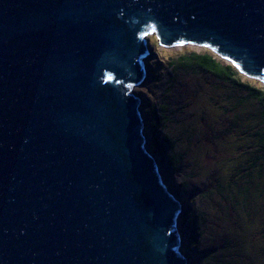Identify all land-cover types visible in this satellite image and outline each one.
<instances>
[{
  "label": "water",
  "instance_id": "obj_1",
  "mask_svg": "<svg viewBox=\"0 0 264 264\" xmlns=\"http://www.w3.org/2000/svg\"><path fill=\"white\" fill-rule=\"evenodd\" d=\"M264 86V0H0V264H186L145 145L148 33Z\"/></svg>",
  "mask_w": 264,
  "mask_h": 264
},
{
  "label": "rangeland",
  "instance_id": "obj_2",
  "mask_svg": "<svg viewBox=\"0 0 264 264\" xmlns=\"http://www.w3.org/2000/svg\"><path fill=\"white\" fill-rule=\"evenodd\" d=\"M145 37L151 51L142 58L144 78L130 86L144 115L145 145L158 161L162 183L181 203L176 221L186 264H264L260 107L245 92L207 73L172 66L188 51L211 52L231 63L210 45L178 41L165 46L155 32ZM242 75L263 86L258 77ZM153 104L157 119L148 112ZM151 129L163 153L156 149ZM256 130L260 133L253 136ZM191 211L198 212L201 232L194 249L187 245L190 231L181 224L183 214Z\"/></svg>",
  "mask_w": 264,
  "mask_h": 264
},
{
  "label": "trees",
  "instance_id": "obj_3",
  "mask_svg": "<svg viewBox=\"0 0 264 264\" xmlns=\"http://www.w3.org/2000/svg\"><path fill=\"white\" fill-rule=\"evenodd\" d=\"M172 66H176L178 69L185 71H202L222 83L229 84L234 90L245 92L248 97L247 99L256 102L260 107V117L262 119L259 118V120L264 123V87L260 86V83L258 82H256V84L254 82L252 83L250 80L247 81L233 64L225 62L223 59L218 58V56L211 52L200 53L197 51H188L185 54H181L177 58L173 59ZM157 111V104L151 105L150 109H148L149 114L154 116L156 119L158 118ZM257 133H260V131L256 130L253 136H257ZM150 134L153 139H155V143H157L156 149L163 153L164 148L162 147V144L157 142L158 138L156 130L151 129ZM257 171L261 174L262 170L260 171L259 165ZM197 214V211L186 212L183 214L181 221V224L185 225V227L190 231V235L187 237V245L189 248L193 249L199 246V239L201 236L198 226V223L200 222Z\"/></svg>",
  "mask_w": 264,
  "mask_h": 264
},
{
  "label": "bare ground",
  "instance_id": "obj_4",
  "mask_svg": "<svg viewBox=\"0 0 264 264\" xmlns=\"http://www.w3.org/2000/svg\"><path fill=\"white\" fill-rule=\"evenodd\" d=\"M155 161H157V160H155ZM158 163V162H157Z\"/></svg>",
  "mask_w": 264,
  "mask_h": 264
}]
</instances>
